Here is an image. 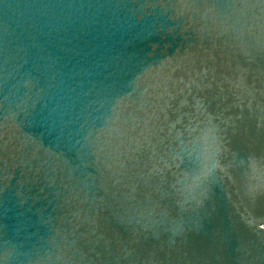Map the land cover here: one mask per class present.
<instances>
[{
    "label": "water",
    "instance_id": "95a60500",
    "mask_svg": "<svg viewBox=\"0 0 264 264\" xmlns=\"http://www.w3.org/2000/svg\"><path fill=\"white\" fill-rule=\"evenodd\" d=\"M0 264H264V0H0Z\"/></svg>",
    "mask_w": 264,
    "mask_h": 264
}]
</instances>
